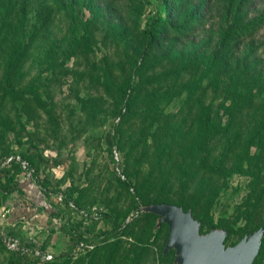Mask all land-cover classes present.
<instances>
[{
  "label": "trees",
  "instance_id": "obj_1",
  "mask_svg": "<svg viewBox=\"0 0 264 264\" xmlns=\"http://www.w3.org/2000/svg\"><path fill=\"white\" fill-rule=\"evenodd\" d=\"M42 114L50 131L38 141L49 136L61 150L101 130L112 162L121 154L105 212H95L91 186L40 174L48 160L32 152L39 144L25 149L22 133L38 130ZM10 134L20 150L5 143ZM17 155L35 170L25 180L50 214L24 198L21 164L3 166ZM235 176L248 179L239 202ZM0 180V209L13 208L15 223L5 232L0 218V234L34 247L37 236L17 222L46 212L58 224L64 208L80 217L64 226L70 246L50 262L0 238L4 264H175V250L164 255L168 225L141 211L151 205L191 211L202 235L226 231L227 246L264 227V0H0ZM253 264H264V236Z\"/></svg>",
  "mask_w": 264,
  "mask_h": 264
},
{
  "label": "rangeland",
  "instance_id": "obj_2",
  "mask_svg": "<svg viewBox=\"0 0 264 264\" xmlns=\"http://www.w3.org/2000/svg\"><path fill=\"white\" fill-rule=\"evenodd\" d=\"M55 32H59L57 27L55 29ZM56 35L61 36V33H57ZM28 66L31 67L32 63H30ZM81 92H84L83 88ZM56 103L58 105L57 108L58 116L60 115L61 119H65L67 114H69V110L64 109L65 102L61 100V95H58V97L56 98ZM4 112L5 115H10L11 117H14L13 113L10 114L11 107L9 104L6 105V109ZM47 122L48 119L46 115L42 114L41 127L38 130L36 131L33 130V127L29 124L27 125V131H23L22 133L24 136L23 140L26 143L25 149H27L29 145L33 146L34 144H39L42 151H38L37 149H34L32 152H34L37 155L41 152L42 155L46 157L48 160V162H46L44 167H42V169L40 170L41 171L40 174L44 176L46 174H49L52 178H54L55 182L58 179L67 176L68 179L66 184L63 185L64 188L70 187L71 185L77 186L79 188L91 186L93 188V192H91V197L89 198V200L93 201V198H96L97 205L99 204L98 206L94 207V209L96 210L95 212H97L98 214L105 212L106 208L103 206V204H106L109 201L107 198L104 199L105 196L102 193L104 188L108 187L111 184L110 177L112 173L115 171V169H117L116 168L117 164H115V162L118 161L119 164H122L121 154L117 150H114L113 155L115 160L112 162L111 154L108 151V146L106 145L105 138L103 136L104 132H101V130L97 132L99 133L98 135L95 131L87 132L86 134L83 135V137L80 140L76 141L75 145H73L72 142H70L66 144L67 147L62 148L61 150H59L57 147V140H53L49 138V136H47L48 139L47 142L45 143L41 142L40 140L38 141L37 139L39 138L44 139V136L47 135L50 131ZM62 128H63V131L61 133L62 137L71 133V129H69V125L66 122L62 124ZM105 128L108 129L109 124ZM33 133L35 134L34 141H32L28 135ZM95 135H97L98 137ZM7 139L8 140L5 141L6 144H11L12 149L14 148L16 150L17 149L20 150L17 142L12 140L13 135L11 134L7 135ZM31 141L32 144L30 143ZM54 163H57L58 165L55 167ZM49 169L51 170V172H49ZM22 178H25V175H22ZM1 181L3 180H0V183ZM247 184H248L247 178L238 177V176L232 178V185L234 187L242 188L240 195L234 198L235 199L234 202H239L241 198L246 194ZM118 192L119 190H116V188H114L113 186V188L108 192L109 198L113 196L116 197ZM224 201L225 199L223 198L222 202ZM53 202L54 204L58 205V207L64 208V205L62 206L61 204H59L60 202L57 201L56 199H53ZM63 210L65 212V216L58 221V224L57 223L53 224L51 222V219L49 218L47 219L46 218L43 219L42 217L40 218L39 215L36 216V218L34 217L35 220H37L38 218L42 219L41 220L42 222H40L38 219L39 223L35 225V229L32 234L37 236V238L39 239V244L42 245V243H44L46 245L45 249L51 252L55 257L58 256L59 254L66 252L70 246V237L63 230L64 226L68 224H72L73 222L76 223L80 220V217H78L75 214L72 215L70 211L67 210V208H64ZM7 211L8 210L2 207L0 209V215H1L0 218H2V222L6 220L5 223L10 224L7 220L9 219ZM4 225L5 224L1 225L2 229ZM23 226L25 228V226L30 227L31 225L30 222H27ZM6 227L9 226L5 225L4 227L5 232H6ZM28 227H26V229ZM98 229L101 231H104L106 229V226L103 221L99 223ZM19 230H21V228ZM0 254H1L0 264H4L5 262L4 256L7 255L6 257H8L9 254L8 253L2 254L1 252ZM30 257L35 258L33 256ZM36 264H42V263H36Z\"/></svg>",
  "mask_w": 264,
  "mask_h": 264
},
{
  "label": "water",
  "instance_id": "obj_3",
  "mask_svg": "<svg viewBox=\"0 0 264 264\" xmlns=\"http://www.w3.org/2000/svg\"><path fill=\"white\" fill-rule=\"evenodd\" d=\"M141 211L160 217L156 228L163 223L168 225L170 235L164 254L175 250V264H253L262 246L264 227L245 236L237 245L227 247L226 231L213 230L202 235L201 224L191 211L185 212L182 207L161 204L142 207Z\"/></svg>",
  "mask_w": 264,
  "mask_h": 264
},
{
  "label": "built area",
  "instance_id": "obj_4",
  "mask_svg": "<svg viewBox=\"0 0 264 264\" xmlns=\"http://www.w3.org/2000/svg\"><path fill=\"white\" fill-rule=\"evenodd\" d=\"M13 161H16L21 164L26 179L33 181L36 179L35 170L31 169L30 164L26 160H23L19 155L7 158L3 166H9ZM122 178L125 179L124 176ZM62 200L63 197H59V201ZM82 214L87 216V213H85L84 211H82ZM0 238L2 239L5 246L11 251L20 252L22 255L25 256H33L35 258L40 259L42 262H50L53 261L55 258V256L51 252L44 251L39 243H37L34 247H29L28 243L31 244L33 239H30V241L28 240L29 242H26L25 244V242H22L20 239L15 237H9L3 233L0 234ZM83 247L84 244H81L80 248L83 249Z\"/></svg>",
  "mask_w": 264,
  "mask_h": 264
},
{
  "label": "crops",
  "instance_id": "obj_5",
  "mask_svg": "<svg viewBox=\"0 0 264 264\" xmlns=\"http://www.w3.org/2000/svg\"><path fill=\"white\" fill-rule=\"evenodd\" d=\"M20 179V181H23V189L25 190V192H26V194H25V196H24V198H26L27 200H28V204H29V202H31L32 200L33 201H35L36 202V204H37V206L38 207H36V208H34V210L35 211H37V212H39L41 209L42 210H44V211H46L47 212V214H50V212L46 209V208H44V206H43V200H42V198L40 197V196H38L36 193H35V191H34V189L32 188V187H30L29 186V184L27 183V181L25 180V178H22V176L19 178ZM26 181V182H25ZM27 190L28 191H30V193H27ZM16 195H12V202H11V206H13V203H15V202H20L21 201V199H19L20 198V196L17 194V193H15ZM40 209V210H39ZM13 210V208H11V209H9V211H8V216H9V219H7L8 220V222L11 224L12 222H13V216H11V211ZM46 212H42L41 214H39V216H40V218L42 217L43 219L44 218H48L47 217V215H46ZM36 216H38V215H36ZM36 218V217H35ZM40 218H38L39 219V221L40 222H42L41 220L42 219H40ZM38 219L37 220H35V222L34 223H32V221H25V222H17L18 224L19 223H21L22 225H25L27 222H30V227H28V226H25V229H26V227H28L26 230H31L30 232H31V234L33 233V231H34V229H35V225H37L38 223H39V221H38ZM6 222V220L4 221V222H2L3 224H5V225H8V224H6L5 223ZM12 224H15V223H12ZM32 235H34V234H32Z\"/></svg>",
  "mask_w": 264,
  "mask_h": 264
}]
</instances>
